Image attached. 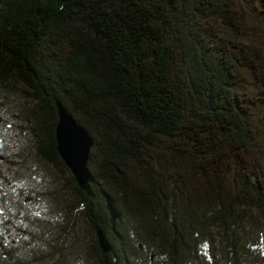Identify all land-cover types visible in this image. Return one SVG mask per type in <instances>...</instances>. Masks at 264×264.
<instances>
[{
	"label": "trees",
	"instance_id": "16d2710c",
	"mask_svg": "<svg viewBox=\"0 0 264 264\" xmlns=\"http://www.w3.org/2000/svg\"><path fill=\"white\" fill-rule=\"evenodd\" d=\"M263 91L264 0H0V98L26 100L20 138L71 173L56 101L93 136L91 196L70 174L68 207L93 264H264ZM3 204L0 250L18 235Z\"/></svg>",
	"mask_w": 264,
	"mask_h": 264
},
{
	"label": "rangeland",
	"instance_id": "374dc122",
	"mask_svg": "<svg viewBox=\"0 0 264 264\" xmlns=\"http://www.w3.org/2000/svg\"><path fill=\"white\" fill-rule=\"evenodd\" d=\"M262 97L257 109L264 129V91ZM25 101L19 95L9 100L0 98V199L5 203L8 221L13 218L18 229L17 236L12 233L5 240L0 264H93L87 259V247L92 241L88 223L80 207L68 208L75 204L71 173L63 169L59 173L34 153L27 140L20 138V119L16 115ZM67 226L68 235L61 237L60 229ZM60 242L62 253L67 251L64 259L52 248ZM7 251L12 252L11 259L3 256ZM218 259L217 256L215 264H219Z\"/></svg>",
	"mask_w": 264,
	"mask_h": 264
},
{
	"label": "water",
	"instance_id": "95a60500",
	"mask_svg": "<svg viewBox=\"0 0 264 264\" xmlns=\"http://www.w3.org/2000/svg\"><path fill=\"white\" fill-rule=\"evenodd\" d=\"M55 107L57 116L54 127L56 151L73 175L77 186L85 191L88 196H91V172L88 167V160L94 144L93 136L76 121L62 102L56 101ZM2 158L0 156V160ZM106 209L109 214L110 229L114 230L117 212L109 201L106 202ZM95 234L102 252L109 253L111 245L106 233L96 226Z\"/></svg>",
	"mask_w": 264,
	"mask_h": 264
}]
</instances>
